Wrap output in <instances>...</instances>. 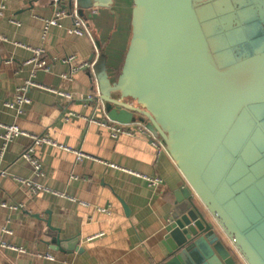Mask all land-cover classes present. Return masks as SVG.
I'll return each instance as SVG.
<instances>
[{
	"label": "crops",
	"instance_id": "crops-1",
	"mask_svg": "<svg viewBox=\"0 0 264 264\" xmlns=\"http://www.w3.org/2000/svg\"><path fill=\"white\" fill-rule=\"evenodd\" d=\"M114 2L112 8L86 11L92 36L71 33L70 19L62 27L45 31V21L56 11L50 0L5 2L0 18V122L16 124L32 134L48 133L59 146L37 148L40 169L20 159L32 144L29 137L9 143L0 156V168L9 172L0 178L1 263L166 264L164 243L174 193L187 186L185 178L171 157L159 154L145 134L113 139L103 122L91 121L93 116L104 118L95 64L105 54L115 76L131 40L130 0ZM40 48L46 52L37 82L69 92L73 98L33 88L24 116L6 103L13 101L30 76L35 67L30 61ZM72 55L77 56L76 63L89 62L91 67L70 77L72 68L64 60ZM70 113L80 116L67 120ZM2 146L0 138V152ZM74 151L87 156L79 160ZM143 176L159 177L164 183L151 189ZM25 180L47 189L34 194ZM5 202L9 207L2 206ZM46 220H51L63 240L77 238L79 250L70 254L52 250ZM5 227L12 233H6Z\"/></svg>",
	"mask_w": 264,
	"mask_h": 264
},
{
	"label": "water",
	"instance_id": "water-1",
	"mask_svg": "<svg viewBox=\"0 0 264 264\" xmlns=\"http://www.w3.org/2000/svg\"><path fill=\"white\" fill-rule=\"evenodd\" d=\"M74 1L83 19L87 10L115 4ZM234 2L130 0L131 40L118 74H110L105 54L95 64L108 119L144 124L187 182L174 193L166 264H264V153L248 108L255 99L224 74L235 69L230 58L237 54L264 61L251 34L261 20L255 6L246 8L255 13L240 15ZM214 56L230 68L220 71ZM46 223L52 250H79L77 238L63 240L51 220Z\"/></svg>",
	"mask_w": 264,
	"mask_h": 264
},
{
	"label": "built area",
	"instance_id": "built-area-1",
	"mask_svg": "<svg viewBox=\"0 0 264 264\" xmlns=\"http://www.w3.org/2000/svg\"><path fill=\"white\" fill-rule=\"evenodd\" d=\"M8 0H3L2 4L0 5V18L4 16V10H5V2ZM51 3L54 5L56 8L55 15L53 18L48 19L45 21V31H48L51 27H62V22L64 20H72L73 22V28L71 29V33L77 34L80 36H92L90 32V28L88 26V22L83 19L79 14H78V7L75 4V1L72 5L73 0H50ZM3 39V38H2ZM46 50L43 48L37 49L35 51V56L34 58L30 61V64H34L35 67L32 69L30 76L24 81L23 85L20 86L15 94V98L13 101H9L6 103L8 108L12 109H17L18 113L21 115H26L25 112V106L31 104L32 99L30 97V92L33 88H43L48 91H51L53 93H57L65 98H68L71 100L73 96L69 92H64V91H59L53 88H45L43 86H40V84L37 82V77L39 75V72L41 71V67H44V63L42 62L44 58ZM65 63L70 64L71 66V72H70V77L74 76L75 74H78L80 71L87 67H91V64L89 62H80L76 63L77 61V56L72 55L67 57L65 60ZM44 70L49 71V68L45 67ZM93 101L98 99L94 96L91 98ZM90 99V100H91ZM89 103H85L84 107L88 108ZM103 119L99 120L96 117H92L91 121L94 123H102L108 128L110 132V136L113 139H119L121 136H136L137 134L143 133L146 136L149 137L151 140V143L156 147L158 150V153H164L168 154L165 146L161 142L160 139L156 138L147 128L144 124L141 122H134L131 124H120L117 122H112L108 119L107 115L105 112H103ZM79 117L80 115L70 113L66 118L67 120L70 119L71 117ZM29 137L32 140V144L23 152L21 155L20 159L26 162H30L33 165L37 166L40 169V165L38 163V160L36 158V151L38 147L44 146V145H50V146H59L56 141H54L48 133L44 134H32L22 128H20L16 124H6L4 122H0V138L3 142V146L1 148L0 156L2 157L4 153L6 152L5 150L7 149V145L13 141H15L19 137ZM60 147H63L65 149H70L67 148V146L61 145ZM78 154V159L82 160L84 157L87 155L84 152H77L74 151ZM169 155V154H168ZM9 176V172L7 170H3L0 168V178H4ZM142 177V176H141ZM145 179L147 185L151 189H156L160 185L164 183V180L159 178V177H154V176H143ZM24 184L29 186L34 194H37L39 191L45 190L47 188H43L42 186H39L37 184H33L32 182L25 180ZM3 207H9L8 203H3ZM6 233H12L11 229L8 227L4 228ZM13 250H17L19 252H26V249L24 248H13ZM49 259L54 260L55 257L53 255H48L47 256ZM0 264H14L12 262H6V263H1Z\"/></svg>",
	"mask_w": 264,
	"mask_h": 264
},
{
	"label": "flooded vegetation",
	"instance_id": "flooded-vegetation-1",
	"mask_svg": "<svg viewBox=\"0 0 264 264\" xmlns=\"http://www.w3.org/2000/svg\"><path fill=\"white\" fill-rule=\"evenodd\" d=\"M232 1L234 2V0ZM253 1H255L253 5L250 3H245V0L244 5L241 3L236 4L235 2L234 4L236 6V10H240V15L246 16L250 15V13L253 12L252 10H248L246 8H250L252 6L256 7V13L261 21L260 24H256L254 29L251 30V34L254 36V38L258 37V40L260 41H256L258 43L257 45L262 44L260 50L264 51V38L262 37L264 35V8L257 7V1L263 3L264 0ZM259 25H262V27ZM243 32H245V30ZM235 54H237V51H235ZM239 58L240 56L238 54L236 55V57L230 58V63H235V69L231 72H225L224 74L227 75V79L234 81L235 84L240 88L247 90V92L250 91L252 94L251 98L255 99V101L248 103V108H252V117L255 120V141L257 149L259 153H264V150L262 151L260 149L261 143L264 144V61L263 58L260 59V56H256L254 58L242 57V60ZM214 61L220 71H226L227 69L225 68H230V66L220 67L215 56ZM244 96L250 98L248 94ZM244 108H246L245 105L242 106L241 110H243ZM239 115L240 113L238 114V116Z\"/></svg>",
	"mask_w": 264,
	"mask_h": 264
}]
</instances>
